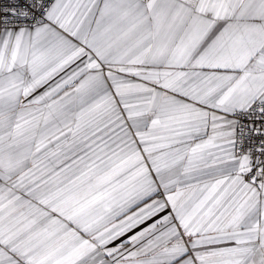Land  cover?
Here are the masks:
<instances>
[{"label": "snow or ice", "instance_id": "snow-or-ice-1", "mask_svg": "<svg viewBox=\"0 0 264 264\" xmlns=\"http://www.w3.org/2000/svg\"><path fill=\"white\" fill-rule=\"evenodd\" d=\"M0 264H264V0H0Z\"/></svg>", "mask_w": 264, "mask_h": 264}, {"label": "built area", "instance_id": "built-area-1", "mask_svg": "<svg viewBox=\"0 0 264 264\" xmlns=\"http://www.w3.org/2000/svg\"><path fill=\"white\" fill-rule=\"evenodd\" d=\"M9 3H11V0H8Z\"/></svg>", "mask_w": 264, "mask_h": 264}]
</instances>
